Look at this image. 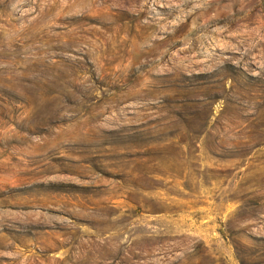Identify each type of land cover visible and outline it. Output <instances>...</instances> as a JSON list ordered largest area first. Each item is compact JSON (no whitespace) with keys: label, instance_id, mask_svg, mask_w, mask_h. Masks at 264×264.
Here are the masks:
<instances>
[{"label":"rangeland","instance_id":"374dc122","mask_svg":"<svg viewBox=\"0 0 264 264\" xmlns=\"http://www.w3.org/2000/svg\"><path fill=\"white\" fill-rule=\"evenodd\" d=\"M0 264H264V0H0Z\"/></svg>","mask_w":264,"mask_h":264}]
</instances>
